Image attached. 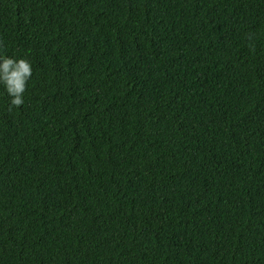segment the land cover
Masks as SVG:
<instances>
[{
	"label": "trees",
	"instance_id": "trees-1",
	"mask_svg": "<svg viewBox=\"0 0 264 264\" xmlns=\"http://www.w3.org/2000/svg\"><path fill=\"white\" fill-rule=\"evenodd\" d=\"M0 56V264H264V0H0Z\"/></svg>",
	"mask_w": 264,
	"mask_h": 264
},
{
	"label": "clouds",
	"instance_id": "clouds-1",
	"mask_svg": "<svg viewBox=\"0 0 264 264\" xmlns=\"http://www.w3.org/2000/svg\"><path fill=\"white\" fill-rule=\"evenodd\" d=\"M248 38L252 39V36ZM31 76L32 66L27 59L15 60L0 56V84L4 85L6 93L11 97L9 112L24 104V93Z\"/></svg>",
	"mask_w": 264,
	"mask_h": 264
}]
</instances>
